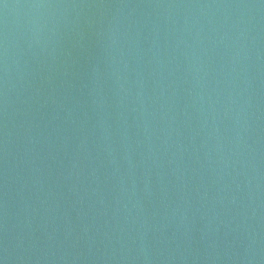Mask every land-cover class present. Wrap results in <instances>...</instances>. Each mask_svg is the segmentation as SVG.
I'll list each match as a JSON object with an SVG mask.
<instances>
[{"label":"water","instance_id":"obj_1","mask_svg":"<svg viewBox=\"0 0 264 264\" xmlns=\"http://www.w3.org/2000/svg\"><path fill=\"white\" fill-rule=\"evenodd\" d=\"M0 264H264V0H0Z\"/></svg>","mask_w":264,"mask_h":264}]
</instances>
